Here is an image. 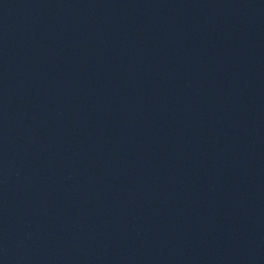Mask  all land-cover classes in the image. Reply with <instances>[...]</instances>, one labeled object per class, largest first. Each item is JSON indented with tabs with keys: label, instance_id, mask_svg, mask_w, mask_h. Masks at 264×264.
<instances>
[{
	"label": "water",
	"instance_id": "1",
	"mask_svg": "<svg viewBox=\"0 0 264 264\" xmlns=\"http://www.w3.org/2000/svg\"><path fill=\"white\" fill-rule=\"evenodd\" d=\"M0 264H264V0H0Z\"/></svg>",
	"mask_w": 264,
	"mask_h": 264
}]
</instances>
